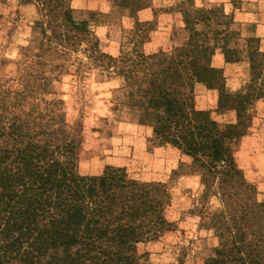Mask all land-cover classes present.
I'll use <instances>...</instances> for the list:
<instances>
[{"label": "rangeland", "instance_id": "374dc122", "mask_svg": "<svg viewBox=\"0 0 264 264\" xmlns=\"http://www.w3.org/2000/svg\"><path fill=\"white\" fill-rule=\"evenodd\" d=\"M53 4L85 21L93 40L54 38L53 15L37 0H0V146L12 138L48 143L68 150L80 174L123 168L134 193L155 206L144 219L152 227L136 244L150 264H203L214 248L233 244L264 258L257 240L264 238V206L255 203H264V97H248L240 118L224 100L264 90V0ZM106 56L138 64L107 67ZM202 64L217 71L201 72ZM174 70L187 76L184 85L171 79ZM151 73L167 75L171 89L221 127L241 121L232 147L250 185L230 187L221 174L205 182V168L154 137L159 111L144 92Z\"/></svg>", "mask_w": 264, "mask_h": 264}, {"label": "trees", "instance_id": "16d2710c", "mask_svg": "<svg viewBox=\"0 0 264 264\" xmlns=\"http://www.w3.org/2000/svg\"><path fill=\"white\" fill-rule=\"evenodd\" d=\"M37 1L53 15V27L59 29L54 38L93 40L87 23L75 21L69 8L56 12L53 0ZM121 1L126 4L130 0ZM106 57L107 67L138 64L133 60L127 63L130 59L124 57ZM138 57L143 60L142 54ZM200 69L208 75L217 71L204 64ZM174 73L171 79H180L178 85H184L187 76L179 70ZM151 75L149 89L144 92L149 94V107L159 111L152 128L154 137L188 155L193 166L205 168L203 181L208 180V174H221V182L230 187L237 182L250 185L237 167L232 147L243 132L241 121L221 127L207 112L187 103L177 88L171 89L165 81L167 75L164 79ZM193 75L209 84L197 71ZM261 78L264 83V74ZM253 91L226 95V105L237 110L240 118L248 97H264L260 86ZM12 139L9 146H0V264H150L138 253L136 244L150 231L152 226L147 228L144 219L155 206L134 193L133 182L126 179L123 168L80 174L68 150ZM223 189L228 197L229 190ZM262 239L259 233L257 240L264 242ZM203 264H264V258L233 244L214 248Z\"/></svg>", "mask_w": 264, "mask_h": 264}, {"label": "crops", "instance_id": "0c3cea01", "mask_svg": "<svg viewBox=\"0 0 264 264\" xmlns=\"http://www.w3.org/2000/svg\"><path fill=\"white\" fill-rule=\"evenodd\" d=\"M258 27V26H257ZM258 29V28H257ZM257 33V32H256Z\"/></svg>", "mask_w": 264, "mask_h": 264}]
</instances>
